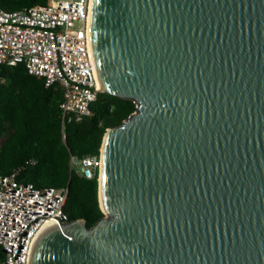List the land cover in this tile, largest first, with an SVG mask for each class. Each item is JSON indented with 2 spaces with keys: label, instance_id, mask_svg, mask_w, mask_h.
<instances>
[{
  "label": "water",
  "instance_id": "obj_1",
  "mask_svg": "<svg viewBox=\"0 0 264 264\" xmlns=\"http://www.w3.org/2000/svg\"><path fill=\"white\" fill-rule=\"evenodd\" d=\"M89 43L137 109L103 139L105 216L29 264H264V0H92Z\"/></svg>",
  "mask_w": 264,
  "mask_h": 264
},
{
  "label": "built area",
  "instance_id": "obj_2",
  "mask_svg": "<svg viewBox=\"0 0 264 264\" xmlns=\"http://www.w3.org/2000/svg\"><path fill=\"white\" fill-rule=\"evenodd\" d=\"M92 0H47L16 11L0 8V64H25L46 87L63 90L62 139L66 127L89 117L101 89L89 43ZM34 164V162H32ZM99 155H71L70 173L100 178ZM68 187L37 188L18 180V172L0 175V264H29L33 243L51 222L66 220ZM59 219V220H58Z\"/></svg>",
  "mask_w": 264,
  "mask_h": 264
},
{
  "label": "trees",
  "instance_id": "obj_3",
  "mask_svg": "<svg viewBox=\"0 0 264 264\" xmlns=\"http://www.w3.org/2000/svg\"><path fill=\"white\" fill-rule=\"evenodd\" d=\"M46 2L0 0V8L16 11ZM62 101L61 87H46L25 64H0V175L18 172L20 182L37 188L68 187L63 208L66 221L83 219L91 228L105 216L99 202V181L71 174L70 157L99 155L107 129L121 125L137 105L101 92L91 105L92 114L68 125L63 141Z\"/></svg>",
  "mask_w": 264,
  "mask_h": 264
},
{
  "label": "bare ground",
  "instance_id": "obj_4",
  "mask_svg": "<svg viewBox=\"0 0 264 264\" xmlns=\"http://www.w3.org/2000/svg\"><path fill=\"white\" fill-rule=\"evenodd\" d=\"M99 87H100V89H101V85H100V83H99Z\"/></svg>",
  "mask_w": 264,
  "mask_h": 264
},
{
  "label": "rangeland",
  "instance_id": "obj_5",
  "mask_svg": "<svg viewBox=\"0 0 264 264\" xmlns=\"http://www.w3.org/2000/svg\"><path fill=\"white\" fill-rule=\"evenodd\" d=\"M7 136V135H6Z\"/></svg>",
  "mask_w": 264,
  "mask_h": 264
}]
</instances>
